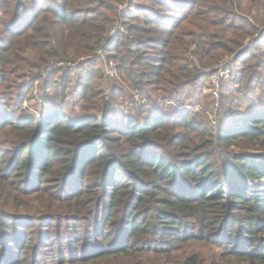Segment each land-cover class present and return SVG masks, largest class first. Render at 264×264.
<instances>
[{
	"label": "trees",
	"instance_id": "16d2710c",
	"mask_svg": "<svg viewBox=\"0 0 264 264\" xmlns=\"http://www.w3.org/2000/svg\"><path fill=\"white\" fill-rule=\"evenodd\" d=\"M246 6L0 0V264H145L194 242L220 254L185 264H264V153L246 154L264 149V0ZM118 19L126 34L105 51L113 97L147 98V112L102 100L103 71L89 57ZM247 39L256 49L244 48ZM191 45L197 64L187 60ZM220 55L234 56L222 101L254 93L262 108L216 133L201 115L163 110L190 99L185 90L208 77L198 67ZM49 61L62 65L38 84L47 115L19 117ZM69 102L82 113L68 116Z\"/></svg>",
	"mask_w": 264,
	"mask_h": 264
},
{
	"label": "rangeland",
	"instance_id": "374dc122",
	"mask_svg": "<svg viewBox=\"0 0 264 264\" xmlns=\"http://www.w3.org/2000/svg\"><path fill=\"white\" fill-rule=\"evenodd\" d=\"M240 1V8L241 9H246V5L248 0H239ZM125 3L118 5V9L120 6H123ZM125 9V8H124ZM122 9V11L124 10ZM121 11V12H122ZM254 15L255 13L252 12ZM118 21H120V19H118ZM254 36L256 37L257 34H254ZM254 45V46H253ZM244 48H251V49H256L257 44L255 42H253L250 39H247L244 42ZM186 56H188V49H187V54ZM230 55H220L218 57V59L211 65H209L207 67V69H203L201 67L198 68L199 72H207L208 76L209 73H211V70L214 66H216L220 61H223L225 57H229ZM78 57V56H77ZM71 58V57H67L62 59L61 61H65V62H78L80 60V58ZM83 58V57H82ZM234 60V59H232ZM51 62V61H49ZM231 67L232 69L234 68V63L231 62ZM27 77L25 78L26 82H27V78L29 77V74H26ZM23 80V79H22ZM228 81H222L220 86H219V90H220V94H219V98H218V108L216 111L214 112H210L209 110H211V95L209 93V84H208V77L203 81H200L198 84L196 85H192L190 88H187L185 91L186 93L189 95L190 99H186L183 98L179 101H174V100H169L170 102H172V105H166L164 106L163 110L164 111H173V109H177V107H179L180 109H184V110H189L192 112V110L195 107H198L200 109L198 115H201L203 117V122L206 123V125L212 130L214 131V133H216L221 126L225 127L227 125L230 124L231 122V118L236 116V115H240L241 117H245V116H250V114L252 112H254L255 110H258L260 108H262V104L260 102L254 101L252 100V98L254 97V93L252 95H250V100L249 101H244L242 100L240 103L238 102V99H240L241 95L238 94V97L236 96H227L228 99H224L222 101L221 99V95L224 94V89L222 90V88L226 85ZM116 84L124 87L125 91L128 92L129 94L131 93L129 90H127L126 88V83L123 81H116ZM112 85H114V83H112ZM108 87H110V84L108 85ZM37 89L33 90L32 93V97L30 96L27 100H25L24 103H22L20 110L18 111V115L19 117L22 118H27V117H34L37 114L40 113V106H38L37 104V99H41V95L39 93V86L36 87ZM104 88V86H103ZM194 93H196V95L194 96ZM223 93V94H221ZM112 97H113V93H112ZM114 98V97H113ZM131 98H117V101H121L122 103L130 100ZM227 102V103H226ZM123 109H126L125 111H135L134 109H130L126 106H122ZM47 109V108H46ZM143 109V108H141ZM140 110V109H137ZM145 112H147L149 109H143ZM64 111L66 112V114H68V116H76L80 113H82V109H81V105L80 104H71L70 102L67 103L64 106ZM122 111V110H121ZM128 112V113H130ZM118 112H116L117 114ZM152 112H148V114H150ZM112 114L114 115L115 112H112ZM192 114H194L192 112ZM245 150H242L241 152H243ZM230 152L234 155H236L235 153H241L239 149H237L236 147H231L227 150V153ZM259 153H264V149H258V150H252V149H248V151L246 152L247 155L251 154V155H257ZM194 253H198L200 257H202L204 260H210V259H217L218 255L220 254L219 249L215 248L214 246H208L202 243H188L186 245V247L182 250H178L176 252H174L169 258H166L165 256H155L153 254H149L147 256H145L143 258V261L145 262V264H185V258L187 257H192ZM222 264H236V263H222Z\"/></svg>",
	"mask_w": 264,
	"mask_h": 264
},
{
	"label": "built area",
	"instance_id": "2783aa9c",
	"mask_svg": "<svg viewBox=\"0 0 264 264\" xmlns=\"http://www.w3.org/2000/svg\"><path fill=\"white\" fill-rule=\"evenodd\" d=\"M126 7V3L123 6L119 7V11L121 12L122 9ZM126 34V29L123 25L120 24L118 20L114 21L108 31L100 38L98 41L97 47L95 49V52L89 57L93 60H97V62L101 65V69L103 71V78L102 83L104 86V98L102 99L106 106L108 108L112 109H120L123 108L122 106H126L130 109H149L150 103L147 98L139 97L137 94H133L131 99L122 103L121 101H117L116 99L112 97V81H114L116 72H115V64L108 60L105 51L108 48L110 42L113 40V38L117 34ZM198 52V48L195 45H191L188 47V56L187 60L197 64L198 59L196 56V53ZM234 56L230 55L229 57H225L223 61H220L216 66H214L211 70V73H209L208 76V84H209V93L211 95V110L210 112H214L217 110L219 104H218V98L220 94L219 86L222 81H229L232 78V67L231 62H233ZM62 63L58 62H48L46 65H44L41 70L39 71L37 78L34 79L35 86H38L42 82V80L57 66H61ZM199 68V67H198ZM32 79L31 76L27 78V82ZM113 79V80H112ZM110 84V87L108 85ZM35 89H37L35 87ZM167 105L171 106L172 102L166 101ZM37 104L40 106L41 110L40 113L37 114L34 117H37L39 120L42 116L47 115V106L43 99H37ZM200 109L198 107H195L192 112L194 114H199ZM42 115V116H41Z\"/></svg>",
	"mask_w": 264,
	"mask_h": 264
}]
</instances>
